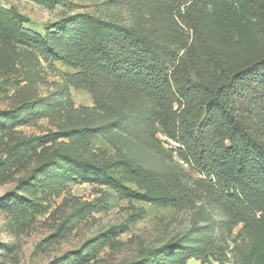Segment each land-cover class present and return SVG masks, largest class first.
Here are the masks:
<instances>
[{
	"label": "trees",
	"instance_id": "obj_1",
	"mask_svg": "<svg viewBox=\"0 0 264 264\" xmlns=\"http://www.w3.org/2000/svg\"><path fill=\"white\" fill-rule=\"evenodd\" d=\"M136 9L129 24L74 12L38 33L24 30L21 16L0 5V71L30 80L39 58L66 63L75 71L62 74L64 83L88 92L94 104L82 108L91 115L74 124L75 132L104 134L127 117L147 127L156 123L175 143L176 156L199 173L195 185L168 165L144 166L119 149L103 160L51 149L35 173L18 180L19 188L26 191L61 156L71 168L68 177L109 185L133 199L178 206L197 194L223 215V250L203 217L204 225L193 220L183 235L128 264H228V252L237 264H264V0H151L146 11ZM31 104L23 102L18 114L0 112V142L9 141L0 175L13 166L21 170L43 138L15 135L14 118L35 112ZM141 134L158 148L155 133ZM23 200L10 209L16 221L28 207L42 208ZM237 225L238 238L227 251L226 237Z\"/></svg>",
	"mask_w": 264,
	"mask_h": 264
},
{
	"label": "rangeland",
	"instance_id": "obj_2",
	"mask_svg": "<svg viewBox=\"0 0 264 264\" xmlns=\"http://www.w3.org/2000/svg\"><path fill=\"white\" fill-rule=\"evenodd\" d=\"M0 5L21 16L24 30L43 33L74 12L133 23L136 8L146 11L151 0H56L53 4L39 0H0ZM185 32L189 33L184 27ZM71 71L75 69L62 61L47 62L40 58L30 80H21V72L8 78L0 71V86H4L0 90V112L18 114L23 110V102H31L35 112L25 113L18 120L14 118L17 121L14 129L18 131L15 135L43 137L34 143L36 152L25 158L21 170L13 166L0 175V264H128L145 249L183 235L193 220L204 225L203 217L208 218L212 238L221 252L225 247L220 235L223 215L197 194L178 206L133 199L109 185L68 177L65 172L71 168L61 156L51 167L38 173L26 191L19 188L18 180L35 173L51 149L90 160L106 159L119 149L141 165L154 169L170 166L186 185H195L200 177L176 156L175 143L156 123L147 127L140 119L127 117L104 134L85 137L75 132L74 124L91 115L82 108L94 104L88 92L64 83L62 74ZM96 121L90 118L91 124L95 125ZM144 130L155 133L159 141L157 149L146 144L141 134ZM54 132L60 136L55 138ZM2 139L0 155H5L9 141L6 136ZM18 197L30 205L39 202L42 208L33 212L28 207L16 221L10 209L21 205ZM240 227H233L226 237L227 251ZM107 239L115 241L114 244H109ZM227 257L228 264H237L232 252ZM186 264L201 263L189 259Z\"/></svg>",
	"mask_w": 264,
	"mask_h": 264
}]
</instances>
